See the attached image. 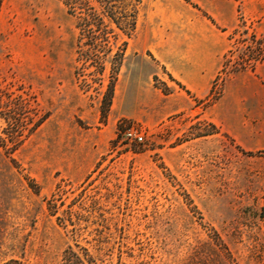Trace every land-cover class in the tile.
Returning <instances> with one entry per match:
<instances>
[{
	"label": "rangeland",
	"instance_id": "374dc122",
	"mask_svg": "<svg viewBox=\"0 0 264 264\" xmlns=\"http://www.w3.org/2000/svg\"><path fill=\"white\" fill-rule=\"evenodd\" d=\"M77 36L61 0L0 1V95L25 110L13 136L0 118V264H63L69 246L97 264H264V138L214 114L255 71L227 73L264 46V0H143L104 117Z\"/></svg>",
	"mask_w": 264,
	"mask_h": 264
},
{
	"label": "trees",
	"instance_id": "16d2710c",
	"mask_svg": "<svg viewBox=\"0 0 264 264\" xmlns=\"http://www.w3.org/2000/svg\"><path fill=\"white\" fill-rule=\"evenodd\" d=\"M1 1V0H0ZM68 14L76 20L78 36L76 40L75 78L85 92L93 90L100 102V114L106 116L113 101L115 85L122 66L125 52L137 28L138 16L143 0H61ZM256 54L250 53L247 59L239 58L233 62L227 73H238L245 70L253 71L257 63L264 59V46L255 41ZM232 54V52H229ZM227 56V55H226ZM231 63L225 58L222 71L227 70ZM92 69L88 74L84 71ZM180 86V84H178ZM181 87V86H180ZM165 91L169 88L165 87ZM218 100L213 89L207 98L211 105ZM0 104L4 108L0 114L11 136L22 126L25 114L21 96L1 94ZM2 113V112H0ZM32 118L31 130H36L46 119L37 113ZM54 213V211H51ZM63 264H97L87 249L75 251L69 246L62 256ZM5 264H20L11 260Z\"/></svg>",
	"mask_w": 264,
	"mask_h": 264
},
{
	"label": "crops",
	"instance_id": "0c3cea01",
	"mask_svg": "<svg viewBox=\"0 0 264 264\" xmlns=\"http://www.w3.org/2000/svg\"><path fill=\"white\" fill-rule=\"evenodd\" d=\"M235 77L214 106V114L230 135L241 138L242 144L252 141L257 147L264 138V59L254 73L243 72ZM244 138L249 141L244 142Z\"/></svg>",
	"mask_w": 264,
	"mask_h": 264
},
{
	"label": "built area",
	"instance_id": "2783aa9c",
	"mask_svg": "<svg viewBox=\"0 0 264 264\" xmlns=\"http://www.w3.org/2000/svg\"><path fill=\"white\" fill-rule=\"evenodd\" d=\"M125 135L128 138H132L133 137L134 139H136L138 141H142L143 140V137H142L141 134H139V133H137V132H135L133 130H130V129L125 131Z\"/></svg>",
	"mask_w": 264,
	"mask_h": 264
}]
</instances>
